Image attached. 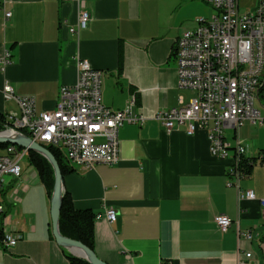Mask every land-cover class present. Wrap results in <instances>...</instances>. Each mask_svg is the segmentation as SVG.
I'll return each mask as SVG.
<instances>
[{"label":"crops","instance_id":"crops-1","mask_svg":"<svg viewBox=\"0 0 264 264\" xmlns=\"http://www.w3.org/2000/svg\"><path fill=\"white\" fill-rule=\"evenodd\" d=\"M237 1L240 12L257 4ZM83 2L91 18L77 36L68 32L77 19L74 0H0V56L7 50L12 59L0 67V114L19 112L3 97L5 83L19 96L33 97L36 111L52 110L61 87L75 82L77 58L102 71L104 106L122 109L135 97L134 111L146 119L119 129L118 162L92 169L69 165L63 174L72 205L95 215L96 255L107 264H264V206L258 199L237 200L236 187L227 185L231 158L211 155L203 130L187 135L186 124L166 130L153 117L195 97L177 86L172 48L183 31L197 26L195 18H210L212 7L203 0ZM255 106L264 109V86ZM225 136L231 144L238 136L246 156L255 159L240 188L264 199V127L246 121ZM21 169L2 190L10 196L4 201L6 229L20 239L12 248L0 245V264H70L68 250L51 233L48 190L44 186L36 209L28 190L38 176ZM108 207L117 214L112 223L103 216ZM217 214L231 218L227 231L214 223Z\"/></svg>","mask_w":264,"mask_h":264},{"label":"built area","instance_id":"built-area-1","mask_svg":"<svg viewBox=\"0 0 264 264\" xmlns=\"http://www.w3.org/2000/svg\"><path fill=\"white\" fill-rule=\"evenodd\" d=\"M74 1L78 8L77 19L74 25L68 26V32L78 36L91 16L83 0ZM203 1L212 7L213 14L208 19L195 18L197 26L183 31L172 49L177 86L193 90L195 97L186 105L156 112L153 117L166 130L182 124H186L187 135L203 130L210 154L232 160L226 170L231 180L227 185L236 187L237 200L258 199L264 206V199L257 198L252 189L240 188L238 167L246 156V145L239 142L238 136L234 144L225 136L226 129L238 131L246 121L264 127V109L255 106L263 84L264 0H257L255 8L247 12L239 11L237 0ZM10 15L5 11L4 18ZM11 62L10 53L5 51L0 56V65L4 68ZM75 66V82L61 87L55 107L48 111H36L33 97L19 96L5 83L4 97L14 100L20 112L5 116L6 128L20 131L41 145L56 148L69 164L83 169H92L99 163L116 164L119 129L125 123L142 124L146 117L134 111V96L122 109L104 106L101 101L102 71L82 58L75 59ZM27 151L9 144L0 154V199H10L2 190L11 181L8 177L20 176V162ZM103 216L112 223L116 220V211L108 207ZM213 220L222 232L228 230L232 221L225 214H217ZM8 222L0 200V245L4 248L14 247L20 239V235L6 229ZM246 236L252 237L250 232ZM244 256L250 258L251 253ZM241 264L249 263L241 261Z\"/></svg>","mask_w":264,"mask_h":264},{"label":"trees","instance_id":"trees-1","mask_svg":"<svg viewBox=\"0 0 264 264\" xmlns=\"http://www.w3.org/2000/svg\"><path fill=\"white\" fill-rule=\"evenodd\" d=\"M264 86V79L262 88ZM261 88V90H262ZM260 90V91H261ZM6 125L5 116L0 114V130H3ZM7 143H0V150L5 152ZM18 147V146H17ZM21 148V147H18ZM57 160L62 175L71 170L67 161L59 150L51 146L46 147ZM27 161L34 167L39 175L41 182L51 195L54 172L51 164L48 160L34 151H27ZM255 162L254 158L244 156L239 162V171L241 172V178L247 177L250 174L251 168ZM261 163H264V157L261 158ZM94 213L88 209H76L66 193L63 195L62 205L59 214V230L60 233L66 237L78 240L94 250ZM65 256L70 264H90L85 259L78 258L65 252Z\"/></svg>","mask_w":264,"mask_h":264},{"label":"water","instance_id":"water-1","mask_svg":"<svg viewBox=\"0 0 264 264\" xmlns=\"http://www.w3.org/2000/svg\"><path fill=\"white\" fill-rule=\"evenodd\" d=\"M7 133L5 130H0V143H7L25 148L30 151L39 153L45 157L51 164L54 172V183L50 195V222L51 233L56 244L78 257L85 259L90 264H107L100 259L94 250L82 242L66 237L60 233L59 230V214L63 200V175L61 173L59 164L53 154L43 145L34 141L29 136L22 134L18 131H10Z\"/></svg>","mask_w":264,"mask_h":264},{"label":"rangeland","instance_id":"rangeland-1","mask_svg":"<svg viewBox=\"0 0 264 264\" xmlns=\"http://www.w3.org/2000/svg\"><path fill=\"white\" fill-rule=\"evenodd\" d=\"M238 2V1H237ZM5 17V16H4ZM10 17V16H9ZM8 18V17H7ZM206 19H208V18H206ZM7 51V50H6ZM9 52V51H8ZM10 53V52H9ZM11 56V55H10ZM11 61H12V59H11ZM12 63V62H11ZM0 67L1 68H3L1 65H0ZM263 74H264V72H263ZM263 77V76H262ZM263 79H264V77H263ZM14 90V89H13ZM15 92V91H14ZM16 94V93H15ZM3 97H4V95H3ZM5 98V97H4ZM6 99V98H5ZM6 100H12V99H6ZM14 101V100H13ZM15 102V101H14ZM16 103V102H15ZM17 104V103H16ZM18 106V105H17ZM15 113V112H14ZM19 113L20 112H18L17 114L19 115ZM10 114V113H9ZM6 120V119H5ZM44 146V145H43ZM45 147H47V146H45ZM66 160V159H65ZM68 163V162H67ZM20 164H21V167H23L24 168V170L26 171H24V175H28V172H30V170H31V168L32 169H34L35 170V172H36V175L38 176V183H32L31 185H30V187H29V195H28V197H29V200H30V202L35 206V208L36 209H39L40 207H41V205H42V203H43V200H42V198H43V196H44V184L41 182V180H40V178H39V175H38V172H37V170L34 168V167H31V165L28 163V161H27V158H23L22 160H21V162H20ZM68 165H70L71 167L72 166H74V165H71V164H69L68 163ZM22 174V175H23ZM30 175V174H29ZM8 179H11L10 177H8ZM17 189L20 191V192H24V194H25V192H28L26 189V191H24L23 190V188H21V187H17ZM23 190V191H22ZM1 200V202H3V204H4V201H5V199H0ZM116 218H117V214H116ZM247 237V236H246ZM250 239V238H249ZM68 250V249H67ZM66 252H68V253H70L69 251H66ZM71 254V253H70ZM72 255V254H71Z\"/></svg>","mask_w":264,"mask_h":264},{"label":"bare ground","instance_id":"bare-ground-1","mask_svg":"<svg viewBox=\"0 0 264 264\" xmlns=\"http://www.w3.org/2000/svg\"><path fill=\"white\" fill-rule=\"evenodd\" d=\"M173 49V48H172ZM174 57V56H173ZM7 133H11L7 128H6V125H5V129H4ZM18 132H20V131H18ZM20 133H22V132H20ZM23 134V133H22ZM35 141V140H34ZM37 142V141H36ZM40 144V143H39ZM21 172H22V169H21ZM21 175V174H20ZM19 177V176H18ZM18 177H15V178H18Z\"/></svg>","mask_w":264,"mask_h":264}]
</instances>
